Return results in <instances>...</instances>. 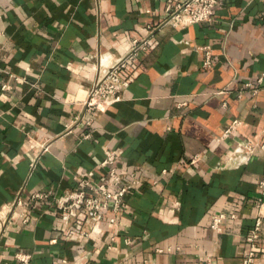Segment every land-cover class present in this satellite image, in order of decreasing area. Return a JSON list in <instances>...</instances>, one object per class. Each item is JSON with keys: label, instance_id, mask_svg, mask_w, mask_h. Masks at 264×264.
Returning <instances> with one entry per match:
<instances>
[{"label": "crops", "instance_id": "1", "mask_svg": "<svg viewBox=\"0 0 264 264\" xmlns=\"http://www.w3.org/2000/svg\"><path fill=\"white\" fill-rule=\"evenodd\" d=\"M166 1L0 0V212L35 192L73 191L87 171L105 175L106 150L122 152L123 184L140 182L116 224L87 239L62 226L51 199L32 205L29 222L0 237V264H18L17 252L28 264H240L264 151L228 162L236 144L264 143V90L245 88L264 73V5L215 0L211 22L174 28ZM148 25L156 31L120 101L67 130L97 75L94 56H121ZM233 119L240 127L219 140ZM217 214L227 216L221 233L210 228ZM254 264H264V221Z\"/></svg>", "mask_w": 264, "mask_h": 264}, {"label": "built area", "instance_id": "2", "mask_svg": "<svg viewBox=\"0 0 264 264\" xmlns=\"http://www.w3.org/2000/svg\"><path fill=\"white\" fill-rule=\"evenodd\" d=\"M264 5V0H261ZM215 0H167L164 12L166 14L165 23L174 28H184L190 25L208 23L213 19ZM156 27L145 26L143 36L131 41L129 48L124 54L113 58L110 53H98L94 56L96 60V71L87 97L82 104L78 115L66 125L70 130L80 124L90 127L96 117L107 111L120 101V94L130 85V78L124 74L129 66L144 53L150 44ZM0 35L2 31L0 29ZM7 84L1 86V90H9ZM245 88L250 89L252 95H256L259 90H264V73H261L255 83H246ZM241 97V94L238 95ZM241 125L239 119H233L221 131L219 140H226L233 136ZM86 134L83 138L88 139ZM256 149L264 151V143H238L232 150L229 160L230 167H241L247 164L253 157ZM122 152L105 151L104 159L98 165L107 168L105 175L95 176L93 171H87L83 177L76 179L77 188L73 191L66 190L60 196H50L43 192L32 193L28 200L16 199L14 203L7 207L6 212H0V237L9 230L19 220L22 225L29 222V216L25 210L35 206L40 202L51 199L56 206L58 218L65 229L75 226L80 239H87L91 236V231L101 222L106 221L109 225L116 224V214L123 207L125 195L131 189L140 184L139 180L132 179L128 184H123L124 176L117 171L115 163L120 159ZM196 158L191 160L195 163ZM133 178V177H131ZM261 196L256 200L254 208L256 218L253 226L247 231L244 241L245 250L241 257L240 264H254L258 241L260 239L264 216L262 207L264 205V181L258 183ZM110 213V217L106 214ZM227 218L224 214H217L212 217L210 228L216 233H221V226ZM231 219H236V215H230ZM128 240L126 244H128ZM156 253H171V249H156ZM18 264H28L29 255L17 252L14 255ZM204 264H212L205 261Z\"/></svg>", "mask_w": 264, "mask_h": 264}]
</instances>
